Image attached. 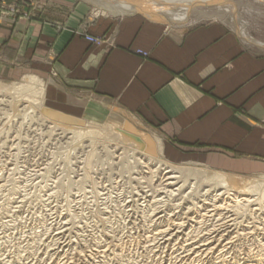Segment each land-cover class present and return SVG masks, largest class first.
Masks as SVG:
<instances>
[{
    "label": "crops",
    "instance_id": "1",
    "mask_svg": "<svg viewBox=\"0 0 264 264\" xmlns=\"http://www.w3.org/2000/svg\"><path fill=\"white\" fill-rule=\"evenodd\" d=\"M9 1L30 9L29 0ZM44 4L42 12L0 16L1 74L47 79L51 103L71 117L127 118L157 134L174 161L264 171L262 45L218 21L94 14L96 0Z\"/></svg>",
    "mask_w": 264,
    "mask_h": 264
},
{
    "label": "rangeland",
    "instance_id": "2",
    "mask_svg": "<svg viewBox=\"0 0 264 264\" xmlns=\"http://www.w3.org/2000/svg\"><path fill=\"white\" fill-rule=\"evenodd\" d=\"M29 1L30 9L25 8L23 11L21 6L9 0H0V16L6 13L29 15L32 11L37 13L45 9L44 0ZM118 1L133 3L137 7L141 2V0ZM262 2L260 0H234L233 6L236 8H233L234 14H228L223 18L215 8H221L230 3L227 4V0H213L211 4H214L215 8L211 10L195 6L190 12V19L185 24L177 21L171 22L163 15L161 17L172 25L182 26H194L213 21L223 22L232 31L245 34L249 40L255 41L256 45L259 43L264 47V3ZM102 8L101 6L95 7L94 14L110 13ZM173 13L176 17L182 12L178 9ZM30 76L37 77L31 73H25L16 78H9L0 73V90L2 91L0 93V102L2 101L0 103V263L159 264L162 263L163 258H178L186 255L184 251L192 249L191 247L171 245L163 254L164 250L158 247L119 246L124 239L123 242H127L131 236L137 237L138 233L142 236L144 233L142 228L136 229L137 226L129 223L131 220L136 224L141 223V211L132 208L133 200L136 199L133 197L141 190V185L137 181V178L141 176L127 175L124 170L126 160L121 159V161L114 158L115 156L107 155L104 145L99 144L96 153H101V157L99 156L101 159L91 160V163L103 161L104 164L109 162V165H102L101 162L102 164L100 163L101 165L94 170V163L93 170H91L92 179L86 180V168L84 169L83 164H85L86 152L90 149H85V146L89 145L86 142L88 138L76 136L75 130L72 129L73 124L77 123L76 117L67 115L58 105L51 103L48 93L44 97L42 107L44 111L26 109L14 113L8 102L9 99L5 98L13 92L12 86L21 87L26 84L25 80ZM38 79L43 82L48 92V80L39 77ZM82 119L95 124L130 123L136 131L144 133L154 142L157 149H160L161 152L159 151L157 156L161 161L181 169L209 168L191 158L181 161L172 160L167 156V150L157 134L136 126L127 118L115 113H107L99 118L82 117ZM114 147L112 145L110 148ZM70 148L71 150L76 148V150L69 151ZM69 153L72 154L70 158ZM107 156L110 159H106ZM111 163L113 165H110ZM262 174L264 171L253 175L238 176L253 178ZM92 185H97L95 192L97 195L94 194ZM126 196L129 197L126 198ZM142 202L140 201L139 204ZM242 249L244 250V247ZM120 250H123V255L118 256ZM172 261L176 260H171V263Z\"/></svg>",
    "mask_w": 264,
    "mask_h": 264
},
{
    "label": "bare ground",
    "instance_id": "3",
    "mask_svg": "<svg viewBox=\"0 0 264 264\" xmlns=\"http://www.w3.org/2000/svg\"><path fill=\"white\" fill-rule=\"evenodd\" d=\"M96 1L98 6L103 7L112 14L127 15L141 11L148 16L163 15L171 22L177 21L183 24L190 19V12L195 6L206 7V9L215 8L214 4H211L213 0H141L138 7L126 1ZM260 1L264 3V0ZM227 2V4H230L215 8L223 18L228 14L232 15L234 12V0H227ZM178 9L182 13L176 17L173 16V12ZM240 35L250 44H255V41L249 40L245 34L240 33ZM25 83L21 87L12 86L13 92L5 96L6 99H9L8 102L11 104L14 113L26 109L44 111L42 107L47 92L43 82L38 77L30 76L25 80ZM2 89L4 88L2 87ZM0 93H2L1 90ZM44 109L46 108L44 107ZM75 121L77 123H74L73 126L76 128L73 127L72 129L75 130L76 136L88 138L86 142L89 143L85 146V149L90 150L86 152L85 164H83V166L85 165L84 169L86 168V180L92 179L91 170L93 168L96 170L95 168L103 163V161H100L101 164L93 161L91 163V160L101 159V153H96L99 144L104 145L107 155L126 160L124 170L127 175L138 174V176H141V178H137L141 190L137 191L138 194L133 197V199L135 197L136 199L133 200L134 205L132 204V208L141 211L142 217L140 218L141 223H139L141 225L132 220L129 223L137 226L136 229L142 228L145 234L143 233L141 236L138 233L137 237L131 236V239L129 238L130 240L127 242H123L124 239L121 242L122 244L119 243V246L137 247L147 245L164 250L163 254L171 245L192 248L185 250L184 253L187 254H184L183 257L163 258L162 263L159 264H264V174L251 178L210 168L191 169V167L190 169H181L161 161L157 156L160 149H157L154 142L146 137L144 133L136 131L130 123L124 122L119 125L112 123L95 124L82 118H76ZM109 144H111L110 147L112 145L115 147L110 148ZM113 149L116 151L110 152ZM72 150L75 151L76 148ZM72 150L70 148L69 151ZM71 155L69 153L68 157L70 158ZM106 159L110 158L107 156ZM94 163L95 166L92 168ZM102 165L107 166L109 162ZM145 169L146 171H144ZM92 186L94 194L97 195L95 193L97 185ZM140 201L143 202L139 204ZM116 208L114 209L116 210ZM124 211L127 213L126 210ZM241 247H244V250ZM122 249L124 250V248ZM123 250H120L118 256L123 255ZM173 259L176 261L171 263Z\"/></svg>",
    "mask_w": 264,
    "mask_h": 264
},
{
    "label": "built area",
    "instance_id": "4",
    "mask_svg": "<svg viewBox=\"0 0 264 264\" xmlns=\"http://www.w3.org/2000/svg\"><path fill=\"white\" fill-rule=\"evenodd\" d=\"M88 40H89L91 43H93V44H95V45H98V46H100V45L102 44L100 41H98V40H96V39H94V38H88Z\"/></svg>",
    "mask_w": 264,
    "mask_h": 264
}]
</instances>
